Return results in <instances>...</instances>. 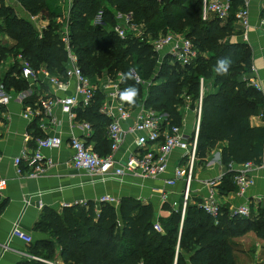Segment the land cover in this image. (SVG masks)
<instances>
[{"label":"trees","instance_id":"trees-1","mask_svg":"<svg viewBox=\"0 0 264 264\" xmlns=\"http://www.w3.org/2000/svg\"><path fill=\"white\" fill-rule=\"evenodd\" d=\"M18 1L33 15L47 10L50 22L41 36L13 7H0L4 21L1 31L17 40L16 61L0 74V85L8 92L29 87L21 74L19 54L37 71L45 67L62 79L68 63L62 26L57 23L58 18H64L66 5H60L59 0ZM232 1L227 20L236 22V12L245 0ZM202 12V0H74L67 18L70 47L91 79L121 75V100L126 99L124 103L134 109L143 103L146 109L154 110L162 116L163 131L183 125L186 105L196 109L201 104L196 159L205 162L209 151L225 142L222 162L230 171L218 188L222 192L238 191L233 165L260 164L263 160L264 126L252 125L250 118L264 108V94L250 76L254 71L251 46L231 38L229 23L222 24L215 17L206 20ZM99 15L102 22L97 19ZM119 15L143 24L144 39L130 32L120 37L114 30ZM184 23L189 25L188 35H184L198 50L197 58L188 65L177 62L171 54L161 58L149 42L161 33H182ZM222 37L224 42L219 41ZM222 59L229 63L218 71ZM105 97L104 90L97 89L89 105L76 109L77 118L87 120L94 129L97 145L102 140L108 142L109 149L98 153L101 156L111 150L106 130L112 118L102 112ZM190 98L193 102L189 103ZM7 203L0 201V215ZM182 206L183 202L177 208L163 203L162 209L169 212L165 216L157 213L152 203L133 196H123L119 206L93 201L66 206L62 211L46 206L33 230L48 237L30 242L31 253L51 259L59 250L65 264H238L232 238L252 230L264 239L263 206L249 216L222 207L214 215L197 198L188 199L184 213ZM157 224L162 230L155 228Z\"/></svg>","mask_w":264,"mask_h":264},{"label":"crops","instance_id":"crops-1","mask_svg":"<svg viewBox=\"0 0 264 264\" xmlns=\"http://www.w3.org/2000/svg\"><path fill=\"white\" fill-rule=\"evenodd\" d=\"M73 1L59 0V3L60 5L65 4V8L69 9ZM262 3L263 0H251L252 27L249 30L247 43L251 46L253 53L254 71L251 72L250 76L264 94ZM4 5L13 7L20 17L27 19L34 25L36 24L39 30L46 28L50 22L47 10H42L33 15L18 0H0V7ZM44 16L46 18L43 19ZM118 17L120 20L122 19L121 15ZM15 61L16 59L12 63L14 64ZM38 73L37 80L29 82L28 89L20 92L11 90V102L0 107V173L8 179L7 188L0 191V201L7 200L8 202L0 215V264H31L29 260L33 259L31 256L34 255L31 253V243L13 236L12 229L17 222L26 234L32 236L34 241L47 238V235L33 230L35 222L46 206L62 211L67 205H76L81 200L93 201L98 204L101 196L111 194L119 202L123 196H133L144 202L152 203L157 213L165 216L169 212L162 209L163 203L168 202L172 205L177 203V205H173L177 208L180 202H184L185 180H179L175 186H169L166 182L173 178L175 168L181 164L183 152L179 149L171 155L168 171L155 179L128 176L100 180L85 170L74 168L72 163L74 151L69 143L72 136L80 138L88 147L100 154L108 151L109 144L102 140L97 145L93 139L94 129L84 127L87 120L78 119L77 113L74 118H71L62 112L58 104L52 107L50 114L36 113L31 119L24 117L27 108H35L42 99L53 98L55 95L63 96L73 91V87L65 92L51 84L49 81L51 74L45 67H41ZM106 93L105 103L102 107H108L113 111L115 118L119 117L117 108L121 101L113 98L109 90H106ZM183 112L186 133L192 137L196 130L198 113L189 105L184 107ZM135 113L133 112L132 117L127 120L119 119L124 130V140L117 153L119 157L128 156L136 149L137 135L132 130L135 123ZM110 117L113 121L114 118ZM52 118L53 120H51ZM250 122L254 126H264V108L257 115L252 116ZM106 133L108 136V128ZM39 134L44 136L60 135L63 144L58 148L42 149L43 155L53 162L43 174L33 178L29 177L26 173L29 170L28 165H24L26 175H20L14 165V159L21 154L24 147L32 150L34 148L33 139L35 135ZM225 145V142H221L212 148L205 162L196 161L189 198L191 201L196 198L204 200L210 194L208 182L218 180L214 191L215 199L220 207L234 213L239 206L246 204L250 207V213L252 211L257 212L260 206L264 207V156L260 164H255L256 167L252 170L254 184L244 194H239L237 189L222 192L218 186L230 171L222 162V150ZM239 168L240 165H233V170L237 171ZM163 194L166 195V200L162 198ZM119 202L113 205L119 206ZM231 240L235 246L238 264H264V239L260 238L255 231L249 230L244 235L234 237ZM41 262L65 264L59 250L54 257L41 260Z\"/></svg>","mask_w":264,"mask_h":264},{"label":"built area","instance_id":"built-area-1","mask_svg":"<svg viewBox=\"0 0 264 264\" xmlns=\"http://www.w3.org/2000/svg\"><path fill=\"white\" fill-rule=\"evenodd\" d=\"M232 0H202L203 18L208 19L215 17L220 20H227L232 9ZM251 0H245L244 5L240 6L236 12V22L243 30V37L245 40L249 38V30L252 27V16L250 9ZM264 8V0L262 3ZM121 20L114 27V30L122 38H125L129 32L135 37L144 39V25L132 22L131 16L121 15ZM98 21L102 22L99 15ZM261 25L264 31V18L261 19ZM62 40L68 51V63L66 67L65 76L59 78L51 74L49 81L55 85L59 90L67 92L71 87L73 91L70 94L63 96L55 95L53 98H44L35 108L28 107L24 113L26 119H31L36 113L50 114L52 107L58 104L63 113L68 114L71 118L76 115V109L80 106L89 105L94 99L96 86L93 79L84 74L81 66L78 64V59L70 47V34L68 22L62 25L61 29ZM155 51L159 52L160 57L171 54L177 62L182 65H188L193 62L198 56V50L192 41L181 33L168 32L160 34L157 38L149 41ZM17 60L22 67L21 74L23 78L29 82L36 81L38 78V71L19 54ZM137 82H141L140 77L133 72ZM254 82V81H253ZM258 86L257 83L254 82ZM120 83L111 82L108 87L102 88L110 91L113 98L120 96ZM11 102V94L3 85H0V107L6 106ZM118 116L113 114L111 109L102 108V112H106L114 119L108 126V137L111 141V151L104 156L92 150L86 143L78 137L72 136L69 143L74 151L73 166L79 170L87 171L91 176L100 180H106L112 177L125 178L128 176H138L145 179H155L166 173L169 169V161L173 152L177 149L183 152L181 164L175 168L173 178L166 182L169 186H175L181 179L186 182V189L184 192V202L182 211L184 213L187 201L189 198L190 184L193 179V171L196 165L197 153V138L200 129L201 120V104L195 109L198 113V120L196 130L191 137L186 133L184 123L181 126H174L165 131L161 130V119L158 113L154 110L146 109L143 103L136 109L127 106L120 102L118 105ZM135 113V123L133 125V132L136 133V149L128 156H117L120 147L124 140V130L121 127L119 119L127 120ZM53 120V118L51 119ZM86 129H91V125L84 123ZM28 136V135H26ZM35 147L31 150L24 147L21 154L14 159V165L18 174H25L29 177H37L43 174L47 168L53 163L51 159L43 155V148H58L63 144V139L60 135L35 137ZM24 165H28L29 170L25 173ZM255 163L248 162L240 165L237 173L234 176V183L238 188L239 194H244L254 184V176L252 175ZM218 180H211L208 182L210 187V194L202 200L205 209L214 215L220 212V205L215 199V187ZM8 186V179L0 173V191H3ZM162 198L166 200V195ZM108 202L111 204L118 203V199L111 194H105L98 200V204ZM87 200H81L78 204L86 205ZM177 205V203H173ZM69 206V205H67ZM234 214L241 216L250 215V207L246 204L239 206ZM157 230H162L159 224L155 225ZM13 236L20 237L27 242H32V236L24 232L19 223H15L12 229ZM33 259L45 260L38 256L32 255Z\"/></svg>","mask_w":264,"mask_h":264},{"label":"rangeland","instance_id":"rangeland-1","mask_svg":"<svg viewBox=\"0 0 264 264\" xmlns=\"http://www.w3.org/2000/svg\"><path fill=\"white\" fill-rule=\"evenodd\" d=\"M261 6H263V5H261ZM68 10L69 9H65V11H64V18L61 17V18H58L57 19V23H61V26L67 21L68 12H69ZM44 18H46V16H44L43 19ZM208 19H212V17H210ZM1 21H2V23H0V26H1V24H4L3 19L1 20V18H0V22ZM221 23L222 24L229 23L231 25V27H230L231 28L230 36H231V38L234 41H236V40L239 41L240 40L241 42L242 41L245 42V43L248 42L247 40L244 39V37H243V30L240 29L238 23L235 22V20L234 21L232 19L222 20ZM34 26H35L36 30L42 36L43 35V30L45 28L42 29V30H39V29H37L36 24ZM188 26L189 25L187 23H184L183 24V26H182L183 27V30L181 31L182 32L181 34L188 35V30H189V27ZM61 29H62V27H61ZM219 41L224 42L225 41V38L224 37L219 38ZM7 42H9V43H7ZM5 44H9V45H5ZM16 44H17V40L15 38H13L11 34H8L6 32H3L2 33V31L0 29V74H4L13 65L12 61H14V59L16 58V54H17V52L15 50V48H16L15 46H17ZM208 54L209 53H205V56H208ZM93 81H94V84H95L96 90H97V89H102V88L108 87L111 82L121 83L122 80H121V75H119L118 78H114L112 76H103V77L95 76L93 78ZM208 82L212 85V83L210 81H208ZM121 87L122 86H119V88H121ZM209 89H213L212 86H210ZM105 95H107L106 92H105ZM118 99H120V101L122 103H124V101L126 100V99L121 100V96L118 97ZM188 100H189V103L190 102H193V99H191V98L188 99Z\"/></svg>","mask_w":264,"mask_h":264},{"label":"clouds","instance_id":"clouds-1","mask_svg":"<svg viewBox=\"0 0 264 264\" xmlns=\"http://www.w3.org/2000/svg\"><path fill=\"white\" fill-rule=\"evenodd\" d=\"M228 63L229 61H227L226 59L219 60L218 61V64H219L218 71L225 70L227 68Z\"/></svg>","mask_w":264,"mask_h":264}]
</instances>
